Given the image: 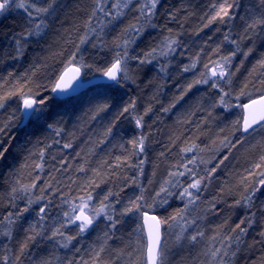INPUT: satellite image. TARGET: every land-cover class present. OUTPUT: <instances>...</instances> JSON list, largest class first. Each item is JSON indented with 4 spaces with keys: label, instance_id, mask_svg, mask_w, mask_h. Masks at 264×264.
I'll return each instance as SVG.
<instances>
[{
    "label": "trees",
    "instance_id": "1",
    "mask_svg": "<svg viewBox=\"0 0 264 264\" xmlns=\"http://www.w3.org/2000/svg\"><path fill=\"white\" fill-rule=\"evenodd\" d=\"M112 3L115 0H107L104 5L106 10L110 9ZM220 3L223 0H160L157 14L152 19L156 27L145 30L132 46L134 50L130 49V54L142 56L169 35L168 29H172L173 35L179 33L181 46L177 47L176 52L166 57L157 56L151 63L143 65L137 60H131L128 64L131 78L122 79L120 85L98 83L77 95L65 98L57 97L52 88L71 53L76 50L80 37L85 34V23L95 6L93 0H56V11L48 17V28L42 38H31L23 56L19 57H16L15 46L10 37L26 26V14L13 7L0 15V96L9 92L17 93L5 100L4 106L0 108V128L4 129L0 132V152H3L0 156V221L3 222L0 224V233L7 226L4 218L9 212L15 213L24 208L29 197L43 195L46 198L45 201L33 204L12 225L11 239L0 235V257L7 254L11 261L19 254V246L26 236L24 230L30 224L39 223L37 212L44 203L51 201L50 217L62 220V212L68 210L67 205L61 204L62 198L66 196L72 199L83 195L79 189L89 180L99 184V187L89 189L97 203L110 189L113 193L119 192L117 212L129 198L140 194L141 187L145 190V201L152 203L155 192L165 180L170 179L169 172L184 171L182 165L195 157L196 165L188 164V167L199 175H204L218 164L219 167L212 179L205 182L207 186H202L199 199L188 205L185 211L186 220H194L196 223L183 225L187 228L182 233L183 245L188 243V246L180 249L173 264H218L217 260L205 253L226 247L229 241L224 237L231 235L234 238L236 233L232 229L251 212L256 213L253 218L255 222L242 237L244 243L240 245L238 255L231 258L232 264H262L264 243H257L251 248L248 245L253 240H260L259 232L264 229V209L261 208L264 205V186L258 185L261 177L256 175L264 171V167L255 168L264 155V128L243 134L239 125H234L233 122L242 120L243 109L238 105L264 93V85L260 83L264 80V68L257 65V61L264 55V32L258 31L251 39L240 42L241 51L232 59L230 71L235 75L231 77V83L219 81L225 91L231 90L229 102L233 107L227 110L213 107L219 98V89L212 88L211 81L187 88L188 84L201 78V73L212 70L211 66L209 69L204 67L210 60H218L220 56L228 55L236 49V45L230 41H239L250 15L258 14L260 8V0H238L240 6L232 10L235 15L230 21H216L204 27L207 18L214 14L213 4L218 7ZM137 5V0H133L130 8L124 10L125 15L113 24H107L110 18L102 13L97 12L93 17L92 27L97 32L89 35L88 43L80 45V54L91 65L90 68L83 69L85 78L102 74L109 66L115 51L112 41L128 23L134 21L138 15ZM169 12L174 13V19H169ZM102 26L104 30L100 38L107 47L93 48ZM225 33L229 34V41L224 40ZM217 46L220 48L219 53L213 51ZM249 47L253 48V52L244 57L242 53ZM197 53L200 55L196 67L184 72L183 67L191 64ZM162 67L164 71H161ZM245 83L248 84L245 91L250 95L241 96L237 100L236 95ZM21 91L25 94L31 91L32 97L37 101L45 100L23 125L20 123L24 99ZM132 102L135 103V111L119 116L124 107ZM104 104L108 107L98 110ZM149 106L152 110L144 115V127L137 128L132 117L144 114ZM109 127L112 132L106 136ZM141 134L148 135L146 150L133 156L132 145L128 141ZM65 143H71L72 147L64 148ZM121 144L124 145L123 148L120 147ZM185 147L192 150L182 151ZM126 156L130 157L132 165L138 164L140 160L145 161L142 174L137 167L125 166L129 163L124 160ZM116 157H121L120 168L115 167ZM202 160L207 163H200ZM37 164H42V169L37 168ZM81 165L85 169L83 172L77 171ZM93 169L98 170L101 175L96 177ZM112 172L116 173L115 177L106 175ZM250 172L253 173L252 176H249ZM132 178H137L139 184L130 183ZM171 179L175 182L176 178ZM191 179L188 174L179 177L182 187L190 183ZM33 184L35 187L27 193L21 188L22 185ZM47 184L51 185V189L46 187ZM254 185L259 190L255 193L253 207L247 209L243 205H235V201L245 194V187L248 186L250 190ZM166 187L175 193L169 198L168 204L147 210L161 218L168 217L176 209H183L187 203L186 198H178L182 187ZM13 188L17 189L16 193H12ZM41 189H44L43 193ZM115 199L116 197H110L113 202ZM213 204L215 208L212 207ZM141 216L136 213L123 218L122 227L113 234V239L108 240L106 251L101 254L103 261L109 264H127V255L116 258L114 250L122 247L112 244L118 243L117 240L123 241V227H130L135 234L137 225L142 226ZM52 223L51 218L44 223L46 235H50ZM169 223L181 233L182 222ZM104 227L105 220L101 217L95 227L77 236L68 248H61L56 241L37 237L29 243L26 255L21 260L23 264H41L44 260L51 264H66L67 259H72L75 264L81 258L89 260L93 254L92 249H98L102 243ZM162 227L166 239L171 227ZM64 231L66 235H76L78 227L68 225ZM197 231H202L204 235L198 237L196 242H191L188 237ZM140 234L142 243H146L143 228ZM133 247L135 246L131 244L125 251H131ZM77 248L80 249L79 252H76ZM235 248L233 239L230 252ZM0 264L5 262L0 260ZM168 264L172 263L168 261Z\"/></svg>",
    "mask_w": 264,
    "mask_h": 264
},
{
    "label": "snow or ice",
    "instance_id": "2",
    "mask_svg": "<svg viewBox=\"0 0 264 264\" xmlns=\"http://www.w3.org/2000/svg\"><path fill=\"white\" fill-rule=\"evenodd\" d=\"M94 7L91 11V15H89L87 22L85 23V34L80 37L79 44L76 45V50L71 53V56L68 58L65 67L58 75L54 87L52 91L54 92H67L70 90L75 82L80 79L81 72L83 69L90 68L91 65L84 61L83 55L80 54V45L86 44L89 42V35L91 33H96L97 29L92 27L93 17L97 15V12L102 13L104 16L109 17L107 24H113L115 21H119L121 17L125 15V9H129L133 4V0H115V3L111 4L109 10H106L105 4L107 0H93ZM160 3V0H137L138 7L136 11L138 15L135 17L133 22L128 23L120 32V34L116 37L115 40L112 41V47L115 49L114 55L111 58V62L109 66L103 70V75L108 78L109 81H112L114 85H120L121 80L130 79L129 76V61L137 60L140 65L151 63L152 60L156 59L157 56H169L172 53L176 52L177 47H180V41L178 39L179 33L173 35L172 29H168L169 35L165 36L160 43L152 48H150L147 52H144L142 56L136 55L133 56L130 54V49L136 43L137 39L142 37L145 30L147 28H155L156 25L152 23L153 17L157 14V6ZM240 5L238 0H223V3H220L217 7L213 4V13L211 16L207 18V23L204 27H208L213 22L219 21L220 23H227L230 21L235 12L232 11L235 8H238ZM15 7L16 9L23 10L26 14L27 21L26 26L19 32H15L12 34L10 39L14 43L16 57L23 56L24 50L28 46V42L31 38L37 37L42 38V34L48 28V17L52 16L56 11V0H0V15L9 12ZM112 9L115 11L113 12ZM169 19H174V13H168ZM243 19V17H241ZM107 26V25H104ZM104 26L100 28V33H97V43L92 45L93 48L100 47L103 49L107 47L103 39L100 38V35L103 33ZM258 31L264 32V0H260V8L258 14L250 15L248 22L244 27L243 33L239 37L238 40H231L230 42L233 45H236V49L230 52L228 55H222L218 60L212 61L210 60L208 64H205V69H209L211 66L212 70L210 72L201 73V78L194 80L192 83L188 84L187 88L190 89L194 84H208L211 81V87L214 89H219V98L213 104V107H222L227 110L233 105L229 102V97L231 96V90L225 91L223 87L220 86L219 81H226L227 83H231V77L235 75L234 72H231L232 59L237 55L240 49V42L251 39ZM230 36L228 33H225L224 40L229 41ZM134 50V49H132ZM203 51V50H201ZM216 53H219L220 48L217 46L216 49L213 50ZM253 52V48L249 47L247 51H244L242 54L244 57H248ZM183 54V53H181ZM200 53L196 54V58H194L189 65H185L183 67V71L187 72L192 68L196 67V64L199 62ZM13 57V58H16ZM243 63V61H241ZM257 65L260 68H264V55L262 58L257 61ZM255 67V66H254ZM164 67L161 68V71H164ZM239 69H237L238 71ZM11 75V73L9 74ZM261 85H264V80L260 81ZM248 88V84L242 87L240 92L236 95V99L239 100L241 96L250 95L249 92L245 91ZM187 91V89H185ZM259 91V89H257ZM16 92H9L4 96H0V108L4 106V101L9 97L16 95ZM23 99V108L22 112L25 118L31 119L32 116L39 110L38 105H43L45 100L41 99L37 101L32 98V93L25 94L21 91L20 93ZM260 101L264 104V95L261 96ZM257 104L256 100H251L250 104L238 105L246 111V114L243 116L242 120L234 121V125H239V130L243 134H248L251 131H256L259 128H264V108L261 109L259 114H256L253 105ZM108 105L104 104L98 110L102 111L107 108ZM151 106H149L144 114L135 115L132 117L134 123L137 128L142 129L144 127V115H147L150 112ZM135 111V103L124 107L119 116H123L125 113L131 114ZM164 111H168V109H164ZM117 116V119H119ZM49 127H52L49 125ZM3 128H0V132H3ZM112 128L109 127L106 131V136L111 134ZM57 135H59V130L57 131ZM148 139L147 134H141L130 141L129 144L132 145L131 155H139L145 152L146 150V141ZM240 141H237L239 143ZM58 143V141H57ZM225 143V141H222ZM225 146H227L225 144ZM234 146V145H233ZM64 148H71V143H65L63 145ZM121 148L124 147L123 144L120 145ZM195 147V145H193ZM192 148L185 147L182 149L184 152H190ZM3 155V152H0V156ZM79 155V154H78ZM163 155V153H161ZM41 157H43V152H41ZM227 157H225L226 159ZM125 161H129V163L125 166L137 167L140 169L142 174L144 160H140L138 164L132 165L130 164V157H124ZM261 163H257L255 168L260 169L264 167V155L260 157ZM197 161L195 157L192 160H189L187 164L182 165L184 171H174L169 172L168 180H165L159 190L155 192V195L152 198V203H147L145 201V190L143 187L140 188V194L135 196L134 198H129L127 203L124 205L122 209L117 212L116 205L120 203L119 192L113 193L111 189L103 196V198L99 199L98 203L94 201V197L92 189L94 187H99V184L95 183L94 180H89L86 184H84L79 191L83 192V195H79L77 197H73L72 199H68L66 196L62 198L61 204L67 205L68 210L62 212L63 219H59L58 217H50V205L51 201L44 203L39 207V211L37 212L38 224H30L27 229H25V240L19 246V254H17L13 259H11L7 254L0 257V260H3L5 264H23L21 257L26 255V249L29 246L30 242H33L37 239V237H42L49 241H56L61 248H68L69 245L76 239L77 236L82 233L87 232L90 228H93L97 225L98 219L103 218L105 220V227L102 232V243L99 244L98 249H92V255L89 260H84L81 258L80 260L75 261V264H109L107 261H103L101 258V254L106 251V245L108 240L113 239V234L116 231H119L123 224V218L128 216L129 214L139 213L144 218V223L148 225L147 229V241L146 243L141 242L140 233L142 232V226L137 225V228L134 232L137 233V238L135 240V247L132 248L131 251H125L126 248L132 243L129 241V245H125L122 248H119L116 251L117 259L121 256L127 255L129 257L127 264H168V243L164 238V234L161 232V225H167L171 227L169 223H181V234H177L176 240L180 241L182 239V233L187 231V228L183 227V225H194L196 222L188 221L185 218V211L188 205L193 204L196 200L199 199V192L202 186L206 187V181H210L213 177V174L216 172V169L219 167V164L216 167L207 170L204 175H199L192 168L188 167V164L196 165ZM200 163L206 164V161H200ZM222 164L223 161H220ZM63 166V165H62ZM37 168L43 167L42 164H37ZM112 167V165H109ZM115 167H122L121 157H116ZM77 171L83 172L85 171L84 166L81 165ZM96 177H99L101 173L93 169L92 170ZM186 174L192 177L191 182L186 186L182 187V182L179 180V177L185 176ZM106 175H111L113 177L116 176L115 172L106 173ZM253 173H249V176H252ZM256 175L261 178L258 181L259 186H264V171L256 173ZM175 177V182L171 178ZM103 182V181H101ZM130 183L139 184V180L137 178H132ZM243 183V181H242ZM151 184V181H149ZM166 185H170L171 188H180L182 187V191L178 193V198L187 199V203L183 209H176L172 214H170L166 218H161L156 215L149 216L147 210H154L155 207H163L168 204L169 198H171L175 193L169 190V187ZM127 186V185H126ZM35 187L33 185L21 186L24 192H29L31 188ZM46 187L51 189V185L47 184ZM195 190V191H193ZM259 190L258 186H252L249 190V187H245V194L241 195L240 199L235 201V205H243L247 209H251L253 207V200L255 193ZM17 189L13 188L12 193H16ZM44 192V189H41V193ZM110 197H116L113 202L110 200ZM23 198V197H22ZM45 196L40 195L38 197L32 198L29 197L27 203L24 208L19 209L17 212L12 213L9 212L8 215L4 218L7 221V226L5 230L0 233V235H4L5 237L11 239L12 238V225L16 224V221L20 219L24 213L28 212L33 204H37L40 201H45ZM76 201H79L77 203ZM59 207V206H57ZM215 208V204L212 205ZM261 208L264 209V205H261ZM256 213L251 212L249 216L241 219L239 223L235 225L232 229L233 233H236L233 238L231 235L224 237L225 240L229 241L228 245L223 248H215L210 250L209 253H205L206 255H210L213 260H217L218 264H232V259L235 258L238 253L241 251L240 245L244 243L242 237H244L248 228H250L254 221ZM52 219L53 223L50 225V235H46L43 230L44 223L48 219ZM149 221L151 223H149ZM3 222L0 221V224ZM247 224L248 227H242V225ZM68 225H76L78 227V232L76 235H66L64 229L67 228ZM38 227L40 230H37ZM238 230V231H237ZM131 236L132 233H129ZM204 233L202 231H197L194 235L188 237L191 242H196L198 237H202ZM260 240H253L252 244L248 245V248L253 247L257 243H264V229L259 232ZM235 241L236 248L234 251L230 252L232 249V241ZM223 243V242H222ZM80 249H76V252H79ZM135 254V255H134ZM228 258V259H226ZM41 264H51L50 261L44 260ZM66 264H74L72 259H67ZM114 264V262H112ZM255 264V262H254ZM264 264V261H262Z\"/></svg>",
    "mask_w": 264,
    "mask_h": 264
},
{
    "label": "water",
    "instance_id": "3",
    "mask_svg": "<svg viewBox=\"0 0 264 264\" xmlns=\"http://www.w3.org/2000/svg\"><path fill=\"white\" fill-rule=\"evenodd\" d=\"M98 83H113V82L109 81L108 78L103 75V73L99 74V75H95V76L89 77V78H85L84 75H83V70H82L80 79L73 84V86H72V88L70 90H68L67 92H59V91H57V92L52 91V92L59 98H65V97H70V96L77 95V94L81 93L82 91H84L85 89H87L88 87H90V86H92L94 84H98ZM262 95H264V93L260 94L258 96H255V97H253V98H251V99H249V100H247L245 102V104H250L251 100H256L257 101V104L252 106V108L254 109L256 114H259L261 109L264 108V104H262L261 101H260V98H261ZM22 108H23V102L21 104V111H22ZM246 111H248V110H244L243 109L242 118L246 114ZM27 119L28 118H25V116L23 115V112H22V119H21V122H20L21 125H23L27 121ZM148 214H149V216H151V215L158 216L154 212H148ZM149 223H151V222L149 221ZM141 224H142V228H143V231H144L145 240L147 241L148 225L144 223V218L142 216H141ZM162 231H163V227L161 225V232Z\"/></svg>",
    "mask_w": 264,
    "mask_h": 264
},
{
    "label": "rangeland",
    "instance_id": "4",
    "mask_svg": "<svg viewBox=\"0 0 264 264\" xmlns=\"http://www.w3.org/2000/svg\"><path fill=\"white\" fill-rule=\"evenodd\" d=\"M138 6V5H137ZM137 8V7H136ZM123 236L124 239L123 241H118V243L112 244L113 246L117 245L120 247H124L125 245H129V241H132L131 244L135 245V240L137 238V233L135 232V234H133V230L130 227H123ZM129 233H132V235L130 236ZM128 234V235H127ZM177 234H181L179 230H177L176 228H169L168 232H167V236H166V240L168 243V257L167 260L169 261V263L171 262L172 264L174 263V261L177 260V257L179 256V251L180 249H182V247H187L188 243L183 245V239H181L180 241L176 240V236ZM141 236V234H140ZM187 241V240H185ZM120 242V243H119ZM141 242L142 241V237H141ZM131 244L129 245V247H131Z\"/></svg>",
    "mask_w": 264,
    "mask_h": 264
},
{
    "label": "bare ground",
    "instance_id": "5",
    "mask_svg": "<svg viewBox=\"0 0 264 264\" xmlns=\"http://www.w3.org/2000/svg\"><path fill=\"white\" fill-rule=\"evenodd\" d=\"M162 234H163V231H162Z\"/></svg>",
    "mask_w": 264,
    "mask_h": 264
}]
</instances>
